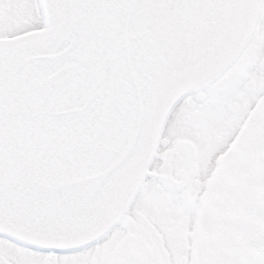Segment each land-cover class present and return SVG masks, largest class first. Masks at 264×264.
Listing matches in <instances>:
<instances>
[{
    "label": "snow or ice",
    "instance_id": "6c2138e0",
    "mask_svg": "<svg viewBox=\"0 0 264 264\" xmlns=\"http://www.w3.org/2000/svg\"><path fill=\"white\" fill-rule=\"evenodd\" d=\"M0 264H264V0H0Z\"/></svg>",
    "mask_w": 264,
    "mask_h": 264
}]
</instances>
